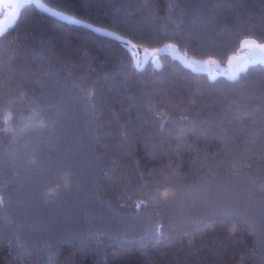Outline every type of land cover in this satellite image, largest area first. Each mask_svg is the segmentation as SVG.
<instances>
[{"label":"trees","instance_id":"trees-1","mask_svg":"<svg viewBox=\"0 0 264 264\" xmlns=\"http://www.w3.org/2000/svg\"><path fill=\"white\" fill-rule=\"evenodd\" d=\"M43 1L139 53L34 4L0 37V264H264V0Z\"/></svg>","mask_w":264,"mask_h":264},{"label":"snow or ice","instance_id":"snow-or-ice-1","mask_svg":"<svg viewBox=\"0 0 264 264\" xmlns=\"http://www.w3.org/2000/svg\"><path fill=\"white\" fill-rule=\"evenodd\" d=\"M29 4H35L37 8L42 9L45 12H48L52 16H55L59 18L60 20L67 21L72 24H82L83 22L79 19H76L72 16L66 15L60 11H56L53 8L49 7L45 3L42 2V0H11V2L6 3L4 5H0V7L4 8L3 15L5 17V20L9 26L14 25L18 17L20 16L21 10L25 9ZM85 28H92L93 26L91 24H83ZM96 32H101V29L95 28L93 29ZM5 34V28L4 23L0 22V37H2ZM103 35L106 36H112L113 33L111 32H103ZM260 40L264 41V33H261L259 36ZM117 40H121V37L117 36L115 37ZM121 43L123 44H129L130 41H124L121 40ZM136 45L132 44V48H135ZM174 45L168 44L163 49L157 48L153 50V55L160 53V52H167L169 49H174ZM241 47L244 49H247V55L245 57H242L238 60L237 63L233 64L232 59L229 60V66L231 69V75H229L228 79L230 81H236L239 78V74L242 72L247 71V66L250 64H255L257 62L264 64V43H258L256 39H244L241 42ZM145 52L147 53V49H145ZM192 70L193 71H210L212 68L217 67V62L212 59H208L202 62H197L193 60L191 62ZM133 67H138L137 64H134ZM157 67H160V65H157ZM88 95L91 96L92 93L89 91ZM3 200L0 198V205H2ZM144 201H138L136 203V209L140 210L141 206L144 205ZM162 227V226H161ZM159 235V232L156 233Z\"/></svg>","mask_w":264,"mask_h":264},{"label":"water","instance_id":"water-1","mask_svg":"<svg viewBox=\"0 0 264 264\" xmlns=\"http://www.w3.org/2000/svg\"><path fill=\"white\" fill-rule=\"evenodd\" d=\"M42 2L44 3L43 0H42ZM34 5H35V4H34ZM37 9H38L39 11H41V12H43V13H45V14L51 16V17H54V18L58 19L59 21H61V22H63V23H67V24H70V25H76V26H79V27H84L83 24H90V23L85 22V21H82V22H83L82 24H72V23H69V22H67V21L60 20L59 18H57V17H55V16H52L51 14H49L48 12L43 11V10L40 9V8H37ZM64 14H65V13H64ZM66 15H67V14H66ZM69 16H70V15H69ZM76 19H77V18H76ZM91 25H92V24H91ZM92 26H93L92 28H86V29H89V30L95 32V33L98 34V35H101V36H104V37H107V38H110V39H113V40H116V41H121V40H124V41H130V40H128V39H126V38H123V37H121L120 35L115 34V33H113V32H111V33H113L112 36H106V35H103V34H102L103 32H108V31H105V30L101 29V32H96V31H94L93 29L98 28V27H96V26H94V25H92ZM84 28H85V27H84ZM99 29H100V28H99ZM117 36L121 37V40H117V39H115V37H117ZM132 44H134V43H132V42L130 41L129 45L132 46ZM134 49L136 50L137 53H139V48H138V46H136ZM152 53H153V51H152L151 53H149L148 60H149L151 57L154 56ZM160 53H161V52H160ZM157 54H159V53H157ZM157 54H155V55H157ZM242 57H245V54H242L240 57L237 58V60H239V59L242 58ZM175 59H177L178 61H180V62H181V63H182L187 69H190L191 71H193V70H192V66H190V64H188V63L186 62V60L183 58V56H182V54H181L180 52H178V54L175 56ZM135 63L138 65L137 68H140V60H139V59H135ZM258 64H261V63L257 62V63H255V64H250V65L247 66V69H248L249 66H251V65H258ZM263 65H264V64H263ZM145 67H146V65L144 66V68H145ZM225 69H226V68H224V70H225Z\"/></svg>","mask_w":264,"mask_h":264},{"label":"flooded vegetation","instance_id":"flooded-vegetation-1","mask_svg":"<svg viewBox=\"0 0 264 264\" xmlns=\"http://www.w3.org/2000/svg\"><path fill=\"white\" fill-rule=\"evenodd\" d=\"M9 2H11V0H0V5H4V4L9 3ZM23 10L24 9L21 10V13L23 12ZM3 12H4V8L3 7H0V22H3L4 23L5 33H7L9 30H11L14 27L15 23L17 22V20L19 19L20 16L18 17V19L16 20V22L14 23V25L9 26L7 24V22H6V20H5V17L3 15ZM21 13H20V15H21Z\"/></svg>","mask_w":264,"mask_h":264}]
</instances>
